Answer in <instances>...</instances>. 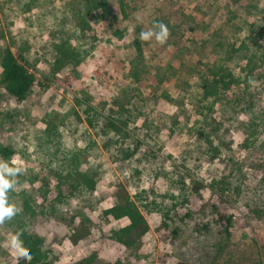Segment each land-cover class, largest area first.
I'll return each instance as SVG.
<instances>
[{
	"label": "rangeland",
	"instance_id": "obj_1",
	"mask_svg": "<svg viewBox=\"0 0 264 264\" xmlns=\"http://www.w3.org/2000/svg\"><path fill=\"white\" fill-rule=\"evenodd\" d=\"M126 1L108 0V13L83 0H0V61L9 46L38 80L20 102L0 89V144L14 150L10 158L0 155V164L21 169L6 195L19 208L23 192L33 200L36 214L28 226L45 236L52 264L91 254L93 264L120 256L123 264H261L264 219L253 211L264 208V131L243 146L250 132L221 116L218 104L211 108L210 98L206 105L223 121L225 143L214 157L203 152L207 144L195 125L209 67H236L239 52L233 49L247 45L262 56L256 65L264 69V34L257 32L264 27V10L258 13L264 0ZM110 21L120 36L110 32ZM161 23L166 41H142L138 57L135 39ZM229 55L233 60H224ZM251 83L255 105L264 108V81ZM89 106L106 114L124 109L130 136L123 144L138 145L135 160H123L119 146L110 145L112 137L88 124ZM214 145L221 146L217 138ZM81 176L92 179L93 187L58 203L52 215L43 210L60 181L69 195ZM124 193L148 225L133 253L112 238L128 220L103 215ZM217 197L234 214L227 240L210 213ZM84 214L92 221L91 235L77 242L68 230L70 218L75 215L81 226ZM14 229L9 220L0 221V264L21 262L12 246Z\"/></svg>",
	"mask_w": 264,
	"mask_h": 264
},
{
	"label": "trees",
	"instance_id": "obj_2",
	"mask_svg": "<svg viewBox=\"0 0 264 264\" xmlns=\"http://www.w3.org/2000/svg\"><path fill=\"white\" fill-rule=\"evenodd\" d=\"M83 2L91 10L100 8L105 12H111L108 0H83ZM126 2V0H119L120 5L123 6ZM261 7L262 8L258 9V13L262 12V9L264 10V7ZM254 8L257 9L258 5H255ZM123 14L127 15L125 12ZM114 18L116 21L117 17L115 15ZM108 27L110 32L115 36H120L122 34V32L115 27L114 21H110ZM263 28L259 31L256 30L259 32L260 36L264 34ZM134 44L137 56H142V40L136 38ZM259 50H261V48H259ZM233 51L239 52L237 59H234L236 60L234 62L236 67H226L222 65L221 62L217 66L209 67V74L202 79V95H200V99H198L200 104L197 112L201 117L195 127L198 128L199 138L206 141L207 144L201 145L203 152L206 154L213 151L214 157L221 154L220 147L225 143H222V131L224 130L222 127L223 121L214 117V112L208 110L209 106L206 105V101L208 102L210 98H213L211 108H214V105L218 104L221 107L219 112L221 116H227V121L229 122H238L237 127H241L246 132H250L243 146H249L248 144L251 143L254 144L255 141H257V136L264 131V108L255 105V99L251 95V82L254 81L260 86L264 81V69L259 72V67L256 65V62L260 63L263 60L262 56H258L256 52H251L247 45H242L240 49L239 47L236 49L234 48ZM228 59L233 60V56L229 55L224 57V60L228 61ZM56 63L61 64L62 59L58 58ZM257 73L258 75H256ZM134 74V78L138 81V73L135 71ZM254 76H256L254 79L249 78ZM37 84L38 80L36 75L23 62L22 55L15 53L9 46H4L0 61V89H4L10 96L20 102L28 98ZM236 86H244V93L243 91L234 92L233 90L237 88ZM104 110V108L97 110L91 106H89L88 109H84L88 124L91 127L100 128V131L112 137L110 145L119 146V153L122 155L123 160L128 162L135 160L136 153L139 150L138 145L135 144V146L131 148L129 145L126 146L123 144L128 136H130L127 130L129 123L128 115L127 118L124 117L126 116L124 109L114 113L107 112L108 114H106ZM216 138L219 140V145H221L219 147L214 145ZM13 154L14 150L11 147L0 144V155L2 157L10 158ZM145 157L147 158V155H145ZM141 160L143 159H137L136 162L142 165ZM233 164L237 167L243 165L241 161H234ZM61 177L64 178V176ZM64 179L69 184L71 183L67 178ZM65 181L62 180L59 182L56 197L54 201L49 204V207L42 203L43 210L50 215L57 211L58 203L63 202L67 197L76 196L78 193H82L86 187L92 188L94 185L92 179L81 176L77 180H74V182H76L75 185L71 184L68 195L62 191L61 187V184ZM31 182H34V179H32ZM236 185L238 186L236 189L240 188L238 182ZM213 186L214 184H211V187ZM237 192L240 194L239 190ZM44 200H46V197ZM32 202L33 200L27 197L26 192H23L22 202L19 208L14 204L12 194L6 195L7 206H11L14 209L19 208L12 218L7 220H9V224L15 228L16 238L21 241L24 249L29 252L32 257V259L27 262L21 259L20 264H52V250L46 244L45 236H42L35 229H31L30 226H28L30 217L36 214ZM229 208V202L223 197H217L210 208L212 219L220 226V232L226 240L231 237L232 229L235 224L234 214L228 211ZM253 212L264 219V208H256ZM103 215L107 218L112 217L115 220L123 218L128 220L127 225L113 232L112 238L116 239V241L123 244L133 253L137 241L145 234L148 228L147 222L136 203L127 193H124L117 203L103 210ZM75 219V215L70 218L71 223L68 230L72 234L71 238L78 242L91 235V227L89 225L92 224V221L84 214L81 217L80 226L75 224ZM166 224L167 223L164 222V225ZM259 249L261 264H264V240L260 242ZM95 260L96 255L91 254L90 256H84L80 260L68 262L67 264H93ZM105 264H123V262L120 256Z\"/></svg>",
	"mask_w": 264,
	"mask_h": 264
},
{
	"label": "clouds",
	"instance_id": "obj_3",
	"mask_svg": "<svg viewBox=\"0 0 264 264\" xmlns=\"http://www.w3.org/2000/svg\"><path fill=\"white\" fill-rule=\"evenodd\" d=\"M167 27L164 24L158 25V30L155 32L152 30L141 31L139 38L142 41H148L151 38L155 37L156 41L163 43L167 39ZM21 172L19 168L9 167L6 163L0 164V221L4 219H11L15 214L16 209L6 204V192L13 188L16 181L15 177L18 173ZM11 177L12 179H8ZM12 246L16 254L24 261H30L32 259L31 254L27 252L21 241L18 238H15L12 242Z\"/></svg>",
	"mask_w": 264,
	"mask_h": 264
}]
</instances>
